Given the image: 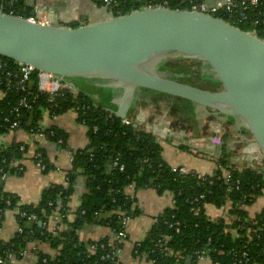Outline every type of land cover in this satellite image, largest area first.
Here are the masks:
<instances>
[{
  "label": "trees",
  "instance_id": "16d2710c",
  "mask_svg": "<svg viewBox=\"0 0 264 264\" xmlns=\"http://www.w3.org/2000/svg\"><path fill=\"white\" fill-rule=\"evenodd\" d=\"M92 1L98 7L114 13H124L140 6V0H120V5L116 8L105 7L100 0ZM164 1L170 8L184 7V5H179L180 0H147V3L162 5ZM261 10H264V7ZM249 15H251V21L237 26L244 32H254L258 38L264 39L262 31L264 26L254 23L260 17H258V11L249 13ZM224 20L230 22L229 19L224 18ZM175 58L178 62L180 60L188 62V64L178 63L177 66L170 64L172 61L166 62V65L173 71L177 68L184 70L178 71L185 74L180 79L181 82L197 87L208 85L201 77L196 61L185 60L182 56H175ZM1 59L8 62L9 66L15 67L14 62L5 58ZM37 75L36 71L26 87L36 96L32 103V109L20 108L18 119L10 111L18 107L20 95L16 92H7L0 99V137L8 133L10 124L15 120L19 121V127L15 131L20 130L35 137L41 130L40 126L45 113L49 117H58L72 110L76 112L77 121L84 123L88 144L84 149L77 150L72 154V170L67 173V185L65 187L54 185L45 189L37 204L18 205V198L4 192L0 185V228L6 211L14 212L17 225L22 228L21 234H16L11 241L2 244L6 264L10 263V258L19 261L20 254L25 250L27 243L31 242L46 243L50 250L58 253L52 255L38 251L35 264H112L107 258L109 255L107 249H99L95 254H90L88 251V247L92 244L103 243L105 245L106 238L99 242L81 243L78 239V232L84 227L91 226L107 227L110 230L117 229L119 221L112 211L130 209L131 204L126 195L129 185L133 186L134 191L140 188H153L159 195L170 193L175 201L174 205L166 208L157 217V223L147 232L144 240L136 244L134 248L136 253H132L134 258H145L154 261V264H183L187 257H191L192 264L195 254L207 248L211 264H233L239 258L236 256H240L239 254L244 251L248 253L249 257L246 264H264V236L257 237L252 232H247V230L251 231L256 228L253 225L254 222L264 231V208L253 219L248 217L247 211V208L251 207L261 196L259 187L264 186L263 174L249 169L233 170L229 168L233 181L239 180L240 182L237 188L233 184L228 188L222 180H214L213 185L205 183L198 186L196 179L190 174H178L171 171L172 168L162 158L161 143L151 134L140 131L134 125H122L121 119L107 112L106 109L112 108V106L98 101L94 96L74 93L68 89H61L52 96L38 92ZM81 87L96 91V89L85 85H81ZM3 89L0 86V90ZM146 93L170 100L167 107L169 114L187 121L188 125L195 120L189 102L163 94ZM140 101V98L136 99L131 109L137 106ZM196 110V118L199 114H205L204 129L209 132L208 125L214 118V112L202 107H197ZM189 126L191 127V125ZM49 132L54 134L49 141L56 143L61 140L62 145L58 146L64 149L67 147V135L63 131L54 126L43 131L45 135H48ZM188 137L193 138L192 135ZM247 139L249 140L248 137ZM223 140L222 137L219 162L221 166L227 167L228 157L223 147ZM21 146H24L23 152L19 150ZM27 151L28 146L23 143H12L8 147H1L0 168L6 171L10 161L21 160ZM38 151L43 154L42 150L38 149ZM43 156L44 161L49 163L44 154ZM114 161L117 162L115 168L110 165ZM120 166L123 167L122 171L119 170ZM50 169L51 167L47 171ZM9 173L10 175L21 174L16 173L13 169ZM216 173L220 174L219 171ZM80 177L85 180L86 193L81 199L74 219L66 224L65 229L57 230L55 233L49 232L46 227L38 225L39 222L31 223L27 219L28 216L34 215L38 221L48 226L49 218L52 217L56 209L59 208L66 215V202L73 194L76 181ZM199 195H204V198L194 205L192 201ZM6 201L10 202L9 206L6 205ZM226 204H229V214L238 219L230 225H226L220 219L211 220L203 208L207 205L222 208ZM195 206L199 207L196 215L192 211ZM241 206L243 207L241 208ZM21 212L26 213L27 217L20 218L19 213ZM64 221H66L65 218ZM175 223H178V231L174 225L170 227V224ZM234 231L236 236L232 233ZM160 236L168 237L169 240L165 247L174 253L179 252L184 259L177 261L173 256L160 252L154 246V242ZM101 257H103L102 260ZM117 264L123 263L118 262Z\"/></svg>",
  "mask_w": 264,
  "mask_h": 264
},
{
  "label": "water",
  "instance_id": "95a60500",
  "mask_svg": "<svg viewBox=\"0 0 264 264\" xmlns=\"http://www.w3.org/2000/svg\"><path fill=\"white\" fill-rule=\"evenodd\" d=\"M139 4L124 13L103 8L102 16L74 25L0 12V57L53 75L76 93L93 95L81 85L96 89L118 119L146 92L207 108L245 131L264 161V39L220 18ZM175 56L196 61L208 85L181 82L184 73L164 68ZM188 148L213 154L216 147L204 137L189 140Z\"/></svg>",
  "mask_w": 264,
  "mask_h": 264
},
{
  "label": "crops",
  "instance_id": "0c3cea01",
  "mask_svg": "<svg viewBox=\"0 0 264 264\" xmlns=\"http://www.w3.org/2000/svg\"><path fill=\"white\" fill-rule=\"evenodd\" d=\"M31 1L34 2V0ZM203 1L208 5H212L220 0ZM35 3L44 10L45 15L52 19L55 25H72L100 17L105 12L103 8L98 7L92 0H35ZM86 91L93 93L92 96L101 101L98 98L100 94L97 90ZM139 98L141 99L140 103L131 109L130 115L135 112H142L145 122L162 121L165 123L167 132L172 139L161 143L162 158L170 167H183L189 172L192 171L198 174L211 173L214 159L219 158L221 155L222 145L217 146L213 154H207L189 149L188 142L196 138L206 137L209 139L216 132H219L224 138L223 147L228 157V168L242 170L251 167L254 161L260 157L255 145L250 139H247L248 136L243 130L239 131L237 127L215 113H213L214 118L209 122V132H207L204 129L205 114H199L196 118V108L192 110L195 120L193 123H189L190 127L187 121L169 114L167 107L170 100H166V98L159 95H147V93L141 94ZM41 124L46 129L54 126L63 131L67 135V147L64 149L49 140H37L20 130L10 132L0 140V148L8 147L12 143H23L28 146V151L23 157L24 172L10 175L5 181H0L4 192L15 195L18 198V205L37 204L42 191L50 186L59 185L65 187L67 173L72 170V154L77 150L84 149L88 144L86 128L77 121L76 112L72 110L58 117H49L45 113ZM190 135L193 138H189L188 136ZM38 149L42 150L53 167L44 173L34 166L31 159L32 154ZM85 193V180L80 177L76 181L73 194L66 202L67 216L66 221L61 224V229H65L66 224L74 219ZM132 193L134 194L138 214L128 226V239L123 244L120 262L123 264H147V261L143 258L133 257V246L144 240L152 221L160 216L166 208L171 207L172 196L169 193L159 195L153 188H140L136 191L133 190ZM126 194H131V191L129 189L126 190ZM262 208H264L263 196L259 197L251 207L247 208L248 217L254 218ZM205 211L207 217L213 221L220 219L226 225L231 221L229 204L222 208L207 205ZM48 223L50 230L56 224V220H51L50 218ZM16 231L17 221L15 214L12 211H6L2 227L0 228V243L5 244L11 241L15 237ZM104 237H110V232L109 229L101 226L84 227L78 232V239L81 243L98 242ZM32 249L48 254L53 253L46 243L31 244L30 250ZM31 254L17 261L16 264H31ZM198 264L210 263L201 261Z\"/></svg>",
  "mask_w": 264,
  "mask_h": 264
},
{
  "label": "built area",
  "instance_id": "2783aa9c",
  "mask_svg": "<svg viewBox=\"0 0 264 264\" xmlns=\"http://www.w3.org/2000/svg\"><path fill=\"white\" fill-rule=\"evenodd\" d=\"M100 2L103 6L109 7V8H116L120 5V0H100ZM166 3L167 2L164 1L162 5H154V4H148V3L147 4L153 5V6L168 7ZM179 5L181 6L184 5V7L183 8L181 7L178 9H183V10L190 11V12H196V13L203 14L206 16H211L214 18H220L222 20H224V18L229 19L230 22H227L225 20L224 21L236 27H238L237 26L238 24L251 21L252 19H250L251 15H249V13L258 11V17L259 16L260 17H259V20H255L254 23L256 25L260 24L264 26V10H261L264 7V0H220V1L215 2L212 5L206 4L203 0H180ZM29 11L30 13L28 14ZM0 12L10 15V16L23 18L30 23H38L41 25H49L52 23L50 18L45 15V12L35 2L31 0H0ZM31 13H34V15H31ZM262 31L264 32V29ZM248 33L255 35L254 32L253 33L248 32ZM36 71L37 70H35L31 66L17 64V63H15V67H11L9 66L8 62H5L0 57V86L4 88L3 90H0V99H2L7 92H16L20 95L18 107L10 111V113H13L15 115L16 119H18L20 116L19 115L20 108L24 110L32 109V103L34 102V99L36 98V96L34 95V92L28 91L26 87L31 80V76ZM37 72H38V75H37L36 84H37L38 92L47 93L52 96V95H55L61 89H68L76 93L74 90H72L65 84L60 83L55 76L50 75V74H45L40 71H37ZM5 121L8 122L7 119H5ZM80 124L84 126L83 122H81ZM121 124L125 126L134 125L135 127H138L140 131L151 134L160 143L166 140L172 139L167 132V127L164 122L162 121H152V122L146 121L145 122L144 115L142 112H135L131 115L129 114L126 118L121 119ZM18 127H19V121L15 120L14 122L10 124L8 133L17 130ZM40 127H41V130L39 133L35 135L34 137L35 139L49 140L50 138L54 136L53 132H49L48 135H45L43 131L46 128H43L42 124ZM94 131H96V129H94ZM3 137L4 135L0 137V140ZM208 142L209 144H213L215 147L221 146L222 145L221 134L219 132H216L214 135L210 136V138L208 139ZM56 144L62 145V141L58 140ZM19 150L23 152L24 146H21ZM31 159H32L34 166L42 173L46 172L49 167H51V169L53 168L50 163H46L44 161L45 159H44L43 154L39 152L38 150H36L32 154ZM71 161H72V157H71ZM110 165L111 167L115 168L117 167V162L114 161ZM171 168H172L171 171L173 173L190 174L196 179L198 186L205 184V183H207L208 185H213L214 180H222V182L225 185H227L228 188H230L231 184L235 185V187L237 188L240 183L239 180L233 181L231 170L229 168H224L223 166H221L219 162V158L214 159L213 170L209 174H198L192 171L189 172L183 167H171ZM11 169H13L16 173H23L24 172L23 157L21 160L10 161L8 163V168L6 171L3 168H0V181L1 182L5 181L10 176L9 171ZM245 169H249V170L255 171L256 173L264 175V161L261 157H259L256 161H254V164L251 167H247ZM119 170L122 171L123 167L120 166ZM217 171H219L220 174H217L216 173ZM67 181L68 179L66 178V185H67ZM259 188H260L261 196L264 197V186L259 187ZM128 189L131 191V194H126L127 200H129L131 204L130 209H124V210L119 209V210L112 211L113 214L116 215L119 221L117 229L110 230L109 228L104 227V228L109 229V232H110V237L103 238V239L105 238L107 239L106 241L107 243L105 245L103 243L92 244L88 247V251L90 252V254H95L99 249H104V248L107 249V251L109 252V255L107 256V258L110 260L112 264H117L118 262H120L123 244L128 239V226L130 222L133 220V218L137 215V207L135 204V198H134V194L132 193L133 186L129 185L127 190ZM170 195L172 196V194ZM203 198H204V195H199L197 198H195L192 201V203L196 205L197 203H199V200ZM174 203L175 201L172 196V205H174ZM6 205L9 206L10 202L6 201ZM205 207L206 206H203L204 209ZM242 207L243 206H241V208ZM192 211L195 215L198 214L199 207L195 206L194 208H192ZM81 214H84V212H81ZM19 216L20 218L27 217L26 213H23V212L19 213ZM66 216L67 215H64L58 208L56 209V211L51 217V220L52 219L56 220V224L52 226L50 230L48 226H46V224H43L42 222H41V226L43 228L46 227V229L49 232L55 233L57 230H61V227H62L61 224L63 223L64 218L66 220ZM230 218H231V221L227 225H230L232 222L238 220L237 217H234V216H230ZM27 219L31 223L40 222L34 215L28 216ZM156 223H157V217L152 221L151 227L154 226ZM173 225L176 228V231H178V223L170 224V227H172ZM253 225L256 226V228L251 231L247 230V232L248 233L252 232V234L257 235V237L264 236L263 228L261 226H258L256 222H254ZM21 233H22V228H20L17 225L16 234H21ZM232 233L234 236H236L235 231ZM168 240H169L168 237L160 236L154 242V246L158 250H160V252H165L168 255L173 256L174 258H176L177 261L183 260L184 257L179 252L174 253L173 251L165 247V244ZM35 243H41V242L27 243L25 250L20 254L21 259H23V258L28 257L30 253H32L30 257L31 264L36 263L37 252L39 251L37 249L30 250V245L35 244ZM136 244H134L133 246L132 253H136L134 251ZM52 252H53L52 255L58 254L57 251L56 252L52 251ZM239 255L240 256H236V258L237 257L239 258H237L233 262V264H246L249 261L248 253L246 251L240 253ZM102 259L103 257H101V260ZM143 259L147 261V264H154V261H149L145 258ZM10 260L11 261L9 264H16L18 261L14 258L13 259L10 258ZM201 261H208L211 264L209 249L205 248L197 252L195 254V260L192 264H198ZM0 264H6V260L4 258V252L2 250L1 243H0Z\"/></svg>",
  "mask_w": 264,
  "mask_h": 264
},
{
  "label": "rangeland",
  "instance_id": "374dc122",
  "mask_svg": "<svg viewBox=\"0 0 264 264\" xmlns=\"http://www.w3.org/2000/svg\"><path fill=\"white\" fill-rule=\"evenodd\" d=\"M177 59L175 58V57H172V58H169V59H167L164 63H163V67L164 68H166V69H168L169 71H173V69L171 68V67H169L168 65H166V62H171L170 64H173V66L174 65H176V64H178V63H181V64H188V62L187 61H176ZM175 61V62H174ZM177 62V63H176ZM177 66V65H176ZM178 69V70H177ZM177 69H175V71H173V72H176V73H178V71H184L183 69H180V68H177ZM207 85H205V86H203V87H206ZM202 88V87H201ZM163 144H165V143H163ZM222 210V209H221ZM221 210H220V212H221ZM207 214V213H206Z\"/></svg>",
  "mask_w": 264,
  "mask_h": 264
},
{
  "label": "flooded vegetation",
  "instance_id": "af4514ba",
  "mask_svg": "<svg viewBox=\"0 0 264 264\" xmlns=\"http://www.w3.org/2000/svg\"><path fill=\"white\" fill-rule=\"evenodd\" d=\"M34 2H35V0H34ZM41 8V7H40ZM42 9V8H41ZM43 10V9H42ZM51 20V19H50ZM52 21V20H51Z\"/></svg>",
  "mask_w": 264,
  "mask_h": 264
}]
</instances>
